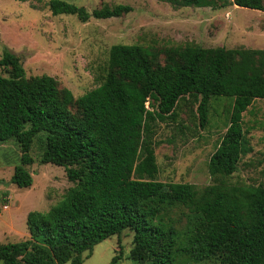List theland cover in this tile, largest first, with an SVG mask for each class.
<instances>
[{"label":"trees","instance_id":"1","mask_svg":"<svg viewBox=\"0 0 264 264\" xmlns=\"http://www.w3.org/2000/svg\"><path fill=\"white\" fill-rule=\"evenodd\" d=\"M160 1L175 8L235 5L264 11V0ZM48 6L54 15L73 14L81 21L132 10L116 4L88 11L65 0H49ZM165 53L160 64L145 46L113 44L103 81L74 98L69 89L60 91L53 76L26 77L21 58L3 51L0 142L14 139L21 151L11 182L31 186L25 165L33 162L30 149L41 134L40 162L62 166L73 185L48 210L27 214L28 237L0 243V261L82 264L94 245L128 229L129 257L137 264H264V185L227 181L251 149L243 113L264 98V49L187 44ZM185 95L199 97L201 127L208 121L210 98L232 101L227 127L208 161L214 181L200 189L155 179L160 143L155 126L177 120L176 106ZM5 201L0 196V203Z\"/></svg>","mask_w":264,"mask_h":264},{"label":"rangeland","instance_id":"2","mask_svg":"<svg viewBox=\"0 0 264 264\" xmlns=\"http://www.w3.org/2000/svg\"><path fill=\"white\" fill-rule=\"evenodd\" d=\"M65 1L88 11L116 4L130 5L132 10L120 17L81 21L73 14H52L49 0H0V56L5 50L15 53L21 58L26 77L53 76L60 91L69 89L74 98L103 81L113 44L145 46L160 64H164L168 48L187 44L264 49V11L257 9L235 5L175 8L160 0ZM0 71L6 75L2 68ZM198 100L185 95L176 106L177 120L156 124L155 139L160 141L155 147L156 180L187 182L198 189L213 183L208 161L225 132L232 101L210 98L208 121L201 127ZM70 108L79 113L75 104ZM243 128L251 149L240 158L227 181L264 185V98L254 100L243 113ZM42 151L43 135L39 134L30 149L33 162L25 165L33 182L29 187H18L11 176L20 163L19 145L14 139L0 142V196L6 200L0 203V243L27 238V214L48 210L73 185L62 166L40 162ZM131 248L132 232L125 229L98 242L87 257L84 253L82 264H107L119 252L122 255L116 264H137L129 257Z\"/></svg>","mask_w":264,"mask_h":264}]
</instances>
